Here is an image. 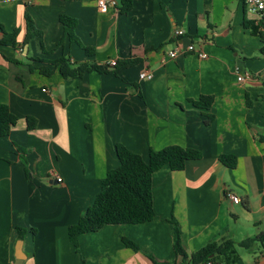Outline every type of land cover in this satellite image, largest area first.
<instances>
[{
  "label": "crops",
  "instance_id": "obj_1",
  "mask_svg": "<svg viewBox=\"0 0 264 264\" xmlns=\"http://www.w3.org/2000/svg\"><path fill=\"white\" fill-rule=\"evenodd\" d=\"M26 15L44 50L37 40L24 45ZM62 15L76 20L79 43L58 47ZM176 30L185 34L175 37ZM15 31L16 47L1 43ZM190 44L208 58H170ZM61 57L72 65L134 64L118 75L109 67L71 80L58 70L40 73ZM146 71L151 80L140 78ZM202 96L213 97L209 110L193 104ZM0 104L18 118L0 138V264H17L19 256L22 264H191L210 243L238 244L264 232V37L245 0H135L128 13L118 6L102 13L98 0H0ZM118 145L146 162L151 150L169 146L202 158L153 175L152 222L82 235L78 254L68 230L120 165ZM223 155L235 156L236 168L224 166ZM172 220L186 258L175 253ZM214 264H264V244L236 245Z\"/></svg>",
  "mask_w": 264,
  "mask_h": 264
},
{
  "label": "trees",
  "instance_id": "obj_2",
  "mask_svg": "<svg viewBox=\"0 0 264 264\" xmlns=\"http://www.w3.org/2000/svg\"><path fill=\"white\" fill-rule=\"evenodd\" d=\"M135 0H119L118 8L122 13L132 10ZM27 34L24 45L30 44L32 40H37L41 50H44L42 33L39 32L29 15H26ZM64 26V37L59 42L58 47L64 45L66 41L79 43L75 29L76 20L66 16H61ZM6 37L2 44L16 47L18 31ZM89 55H94V49L85 48ZM54 69L42 67L40 73L44 76H51L58 70L66 80L81 78L87 73L98 72L108 73L110 66H99L94 64L72 65L70 59L61 57L56 61L49 62ZM13 64H16L13 62ZM134 63L120 64L111 71L118 75L124 68L132 66ZM28 71H34L28 66ZM214 102L213 97L202 96L199 101L193 102L199 109L209 110ZM18 118L13 115L7 105L0 104V138L7 137L12 128L17 124ZM210 123V121L208 122ZM28 128H35V121L28 119ZM116 154L120 165L118 168L110 170L101 182V190L97 195L94 204L81 216L78 223L68 230V236L72 242L76 253L80 254L79 238L82 235L96 233L108 225H140L152 222L156 216L153 198V175L164 167H169L174 172L184 171L187 162L200 160L202 154L193 149H184L179 146H169L159 151L151 150L149 161L146 162L142 156L130 151L124 146L116 147ZM220 162L228 168H236L237 159L232 155H223ZM175 226L174 250L177 256L186 258V253L182 246V233L178 223L172 220ZM20 237H23L25 230L19 229ZM124 245L134 252H141L153 262V256L144 248L132 240L123 239ZM257 243L264 244V232L254 238H248L236 244L227 240L221 243L213 242L199 250L191 258V264H207L212 262L216 256H227L237 246L246 250H251ZM81 264H86L80 258Z\"/></svg>",
  "mask_w": 264,
  "mask_h": 264
},
{
  "label": "built area",
  "instance_id": "obj_3",
  "mask_svg": "<svg viewBox=\"0 0 264 264\" xmlns=\"http://www.w3.org/2000/svg\"><path fill=\"white\" fill-rule=\"evenodd\" d=\"M245 4L248 7L249 13L257 16L261 22L263 37H264V0H245ZM118 6L117 0H98V7L102 13H107L111 7L116 8ZM185 33L183 30H176L175 31V37H181ZM195 54L197 55L201 60H205L208 58L207 54H205L200 47H197L195 44H190L184 48L178 47L174 51H171L169 53V56L171 59L177 58L179 55L182 54ZM117 65L116 61H112L109 63L110 67H115ZM153 77L152 73L146 71L143 72L140 75V78L143 80H151ZM247 78V77H246ZM245 80V77L239 75L238 81L242 82ZM56 180L58 183H62V179L59 177H56ZM230 199L232 200L233 204H239L240 199L232 194L228 195ZM207 264H212V262H208Z\"/></svg>",
  "mask_w": 264,
  "mask_h": 264
},
{
  "label": "water",
  "instance_id": "obj_4",
  "mask_svg": "<svg viewBox=\"0 0 264 264\" xmlns=\"http://www.w3.org/2000/svg\"><path fill=\"white\" fill-rule=\"evenodd\" d=\"M23 263V259L21 256L18 257V261H17V264H22Z\"/></svg>",
  "mask_w": 264,
  "mask_h": 264
}]
</instances>
